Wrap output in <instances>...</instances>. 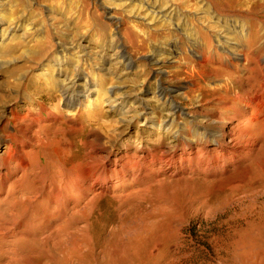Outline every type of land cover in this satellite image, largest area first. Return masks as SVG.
I'll use <instances>...</instances> for the list:
<instances>
[{
    "label": "rangeland",
    "instance_id": "obj_1",
    "mask_svg": "<svg viewBox=\"0 0 264 264\" xmlns=\"http://www.w3.org/2000/svg\"><path fill=\"white\" fill-rule=\"evenodd\" d=\"M199 1H202L201 6L206 4L204 0H1L0 47L11 44L17 45L19 49L15 55L0 53V83L7 79L10 83L19 80L27 87L13 90L4 86V89H0V95L8 98L13 96L12 101L2 107L0 114V153L3 152V144L7 143L6 135L15 134L14 136L21 138V132L29 130L27 135L32 134L36 139L33 137L29 150L33 149L35 158L40 157L43 167V173L32 176L28 174L23 180L24 184H32L38 190L40 181H46L50 186L46 187L45 193L53 190L54 195L58 191L55 190L56 187L51 186V182L56 181V175L49 173L53 172L52 167L58 169L61 175L65 174L64 171L69 174L68 171L72 167L91 154V157L98 158L102 155L100 157L109 156V159L113 160L116 153H122L137 161L142 149L155 152L167 149L166 145L172 143L173 134L179 130L180 135L185 137L183 133L187 129L192 134L194 129L197 133H202L215 127L213 123L219 117L222 121L216 126L221 127L224 124V117L230 113L227 112V107L233 105L226 99H231L234 96L232 92L238 91L236 84L246 86L248 83H255L257 75L252 72L249 76L240 68V81L227 79L225 71L231 67L226 64L234 63V57L229 53L230 47L226 44L228 36L221 39L223 28L218 29V34L212 31L210 39L221 49L217 50L213 46L207 49L202 30L208 29L216 18L220 26L227 21L242 26L247 19L234 16L216 17L212 11L206 16L202 15L197 9ZM168 7L170 8L167 10ZM105 9H110L111 14L119 20L117 28L109 23L108 10ZM14 27L17 28L13 37H8V30ZM229 30L231 31L227 28V31ZM64 47L74 48L73 51H67V54L59 55L57 52ZM121 50L126 53V61L120 59ZM202 57L206 62H202ZM128 59L132 64L130 70L124 67ZM260 63L262 64L261 59ZM13 69L16 70L15 74L7 78L6 73ZM58 72L62 75L59 78ZM75 75L82 78L79 82L81 86L76 87V90L85 87L88 91L77 109H69L65 107L63 96L57 91L58 84L63 79H70ZM45 80L52 83V86L45 88ZM30 84L33 89L29 88ZM111 89L114 90L113 93L109 92ZM162 89L171 90L167 99H159ZM173 105L182 106L184 113L179 117L174 116L173 126L165 131L163 126L172 119L170 108ZM14 107L20 120L8 121L11 118L10 109ZM2 126L6 127L5 134ZM256 131L259 133L258 128L253 129L255 135ZM180 140L181 144L185 145V140ZM261 142V139H258L256 147L258 149L260 146V151L255 148L253 154L243 163L250 165L249 180L264 177V172L259 167L262 163L260 161L264 159ZM4 172L5 170H2V173ZM14 178H18V174L9 178L11 180L7 182L6 190L7 187H12V192L18 190L13 185ZM57 180L62 181L60 177ZM223 180L225 179L215 182L208 180L206 183L183 181L186 184L172 182L158 186L149 175L134 171L133 177L127 178L123 186L113 178L112 183L108 185L111 186L108 192L96 196L93 207L86 206L88 199L93 198L92 195L87 194L89 198L84 197L79 201V207L86 206L90 208V212L88 218L84 216L78 219L77 223L76 218L71 219L73 222L70 220L69 210L63 212L62 197L56 201L58 212H54L53 197L50 198L51 206L46 204L47 201L40 200L43 199L42 196L34 201L17 200L14 206L5 202L6 194H3V198L0 196V200H4L0 204V213L4 216L6 224H12L8 225V229L16 226L0 245V264H40L41 256L45 253L43 249H46L42 243L54 235L61 221L69 220V226L72 222V225L84 228L80 241H73L75 238H72L71 234L65 238L66 251L69 259L75 261L73 263L94 264L90 252L112 259L119 256L124 248L123 239L118 232L110 233L111 228L119 222L124 221L123 224H127L133 220L136 211L130 209L137 205L136 201L135 205L132 204L133 201L123 205L118 203L119 199L115 197L126 194L121 192L125 190L145 197L142 204L144 207L149 208L154 204L152 202L156 203L163 198L166 201L171 199L169 203L175 210L168 216V220L173 221L172 224L175 223L176 227L173 224L174 228L171 230L165 227L155 228L143 244L144 248L148 249L147 252L152 254L148 256L151 264H264V244L254 245L228 238L230 235H240L243 229H246L245 222H248V218H243L241 210L230 200H222L227 193ZM78 193L81 194L79 191ZM72 195H77V191L70 190L68 199ZM203 195L207 203L203 206L197 205L203 202L198 200L195 203L197 206L194 205L196 208L189 210L190 200L199 199ZM19 196L15 194V197ZM259 199V204L264 203V195ZM43 201L45 204L38 208L36 203ZM129 203L132 204L130 207ZM71 204L68 209L72 207ZM211 205L215 208H208ZM141 211L139 210V214ZM8 213L16 219L12 221ZM57 213L58 216H65L59 220ZM52 216L56 220H50ZM23 225L28 226L27 230H32L33 234L27 235V240L18 241L16 237H20ZM30 225L34 227L31 228ZM161 234H168V245L165 246L164 242L159 240L163 236ZM48 243L50 244L49 241ZM78 249L82 250V256L76 259ZM255 256L258 259H253ZM113 262L120 264L116 259Z\"/></svg>",
    "mask_w": 264,
    "mask_h": 264
},
{
    "label": "bare ground",
    "instance_id": "obj_2",
    "mask_svg": "<svg viewBox=\"0 0 264 264\" xmlns=\"http://www.w3.org/2000/svg\"><path fill=\"white\" fill-rule=\"evenodd\" d=\"M204 1H206V4H203L201 6L202 1L201 2L199 1L198 2L199 7H197V9L201 11L202 15L206 16L209 14V11H212L215 13L216 17L222 18V16H228V17L234 16L237 18L242 17V19L244 18V20L247 19L246 21H244L242 26H238V24L234 22L233 24L229 23L228 21L224 22L223 26H220L221 24L218 23L219 20L216 18V21L213 20L214 21L213 24L210 23L211 26H209L208 29L202 30V33L204 34L203 37L205 38L204 40L205 47L207 49L212 48V46L213 48L216 47L217 50L218 48L221 49L220 46H215L212 43V40L210 39V33L212 31H214L215 33L217 32L218 34L219 33L218 29L223 28L224 34L220 33L221 35H223L221 39L224 37L226 38V36H228L227 37L228 42L226 44L228 47H230L231 52L229 53L234 57L233 60L235 64L231 62H229L230 65L226 64V66L231 67V69H228L225 71V76L227 77V79L233 78L234 80L240 81L241 80L240 70H239L240 68L241 69L243 68V70L246 71L247 75L249 76L252 72L256 73L257 75L255 83H248L246 86L241 85V83L236 84L238 91L236 93L232 92V95L234 96L231 99L229 98L226 99V101H229L228 102L229 104L233 103V105L227 107V112L229 111L230 113L226 115V117H224V120H225L224 124L221 127H217L220 124L219 122L222 121V118L219 117L217 118L216 122L213 123L215 127H212L208 129L207 131H203L202 133H197V131L194 129L193 133L191 134L190 131L186 128L187 130L185 129L186 131L183 133L185 137H182L180 135L181 131L179 130V132L177 131L175 134H173L172 143L166 145L167 149L164 148L157 152L142 149V151H140L141 153L137 157L138 159L137 161H133L132 157H128L127 155L125 154L123 155L122 153H121L122 155L120 153H116L113 160H110L109 156L100 157L102 155L98 157L99 159L96 157H91L92 154L90 153L91 154L90 156H85V158L82 160L81 163H78L76 166L72 167L71 170L68 171L69 174H66V171H64L65 174L61 175L62 173L58 171V169L52 167L51 171L53 172H49V171L48 172L50 174L53 173L56 175V177L54 176L56 178V181L53 183L51 182V186L56 187L55 190L58 191L54 193V195H53V192H54L53 190H49L47 193H45L46 187L50 186L49 184H46V181H42V180H41L42 182L40 181L38 190H37V187L32 184L23 183V180L27 178L28 174L32 176L33 174L36 175L38 173L39 174L43 173V167L41 166L42 163L40 162V157L37 156L35 158L34 156L36 155V153H33V149L29 150L31 148L30 147L31 141L34 135L32 134L27 135L29 130H24L23 132H21L23 135L21 138H17L16 136H14L15 134L14 135L8 134L5 136L8 138L7 143L3 144L4 146L3 152L2 154L0 153L1 154L0 156V196L3 194H6V197H4L5 198L4 200H6L5 202L9 204L11 203V205L15 206L16 205L15 202L17 200L19 202L20 200L21 202H26L27 200L34 201V199L41 198L42 196L43 199H40V200L41 201L45 200L47 201L46 204L50 205L51 204L50 198L53 197L55 201L54 202L52 201L53 202L52 204H54L55 207H53L52 210L54 212H58V208H57L58 203L56 201L57 199L62 197L64 201L63 203L61 201L60 204L62 203L61 205L63 206V212H65L66 210H69L71 213V215H69L70 220L73 218H76L77 220L75 221V223H77L78 219L80 220L84 216L88 218V212H90V208L86 206L88 205L91 207L95 201L96 196L105 195L108 192L109 187H111L108 185L112 183L111 181L113 178L120 181L122 183V184L120 183V185L123 186L127 178H129L130 176L133 177L134 171H140L143 175H147V176L149 175L151 179L153 178L154 183H156L155 185H158V186L162 184L164 185V183L169 184L172 182L181 183L183 181H190V182L203 181L206 183L208 180H211V181L213 180L215 182V180L219 181V180L225 179L223 180V183H225V188L224 187L223 188L227 193H226L225 198H223L222 200L223 201L230 200V202L238 206V208L241 210V212L240 211L238 212H240L241 215H243V218L244 216L248 218V222L245 220L246 221L245 223H247L246 229L242 228L244 231H242L240 235H237L236 237L235 235H230L228 238L238 239L240 242H243V243H254V245L264 244V203L259 204L257 202L258 199L261 197V195H264V177H262L259 180H251V179L249 180L248 175L251 174V173L248 174V172H250L249 170L250 165L243 164L244 161L247 160V158L251 154H253V150H255V148L258 145V139H261L262 141L261 150H264V65H262L264 64V16H261V17L257 16L258 14H264V0H204ZM170 7H168L167 10ZM0 8H1V5H0ZM105 10H108L107 18L109 20V23L113 26H116L117 28L118 27L117 24L119 20L111 14L110 9H105ZM16 28L17 27H14L11 30H8L10 31L8 37L10 36L13 37L14 31H16ZM227 28H230L231 31L230 30L227 31ZM73 48L74 47H68V48L64 47V48H61L57 53L59 55H62L66 53L67 51H73ZM17 49H19L17 48V45L10 44L8 46H5L4 48L2 47L0 50V53L2 52L5 55H12V54L15 55L17 52ZM120 59L122 60L126 59V53L123 50H121L120 52ZM260 59L262 61V64L260 63ZM129 61L130 60L128 59V61L124 65L126 70H130L132 68V64ZM202 62H206L204 57H202ZM102 70H105V69H102ZM15 71L16 70L13 69L7 72L6 77L7 78L12 77L15 74ZM61 76L62 75L60 74V72H58L57 78ZM7 80H5V82L3 83H0V89H2L4 86H8L9 88L13 90L27 87V85L23 81L16 80L10 83ZM80 80H82L81 76L75 75L73 78L63 79L60 82L61 84L60 83L58 84L59 86H58L57 91L61 93V95L63 96L65 100L64 104L66 108H69V109L76 108L77 109L78 104L81 102V100L85 96V93L88 91V89L85 87H83L82 89L76 90V87L81 86L79 84ZM246 81H248V79ZM43 85L45 88H48L52 86V83L45 80ZM29 88L30 89L32 88L31 84L29 85ZM113 91L114 90L111 89L109 92L113 93ZM170 93H171V90H166V89L160 90L159 99H165V98L167 99ZM12 97L8 98V96L6 97L3 95H0V114L2 113V107L6 105L8 101H12ZM213 108H216V107H213ZM170 109L172 111L170 115L172 119L169 123L167 122L163 126L165 131L170 130V128L173 126L174 116L179 117L180 115L184 113V108L179 105H173ZM9 114L11 118L8 119V121L20 120V116L16 112V107H14L13 109H10ZM255 128H258L259 133H257L256 131L257 135H255V133L253 132V129L255 130ZM2 131L4 132V134L6 133L5 126L4 128L2 126ZM35 131L37 132V130ZM180 138L182 140L183 139L185 140V145L181 144ZM259 148L258 149L256 148V149L260 151ZM257 150L255 153H257ZM256 157H258L257 154H256ZM260 162H262L261 164H259L260 165L259 167H261L260 170L264 172V159H262V161ZM2 170H5V172L2 173ZM149 171H151L150 174H149ZM234 172H236V174H233ZM17 174H18V178L16 179L14 178L15 180H14L13 185L16 188H18V190L15 192H12L14 190L12 189V187H7V190H6V184L9 180H11L9 178H12L16 176ZM59 177L60 179H62V181L57 180ZM64 177H65V181H64ZM66 181H67V184H66ZM144 182H147V181H144ZM70 190L71 191L76 190L77 195H72L70 196V199H68L67 194ZM78 191L81 192L80 195ZM96 191L98 192L96 193ZM128 191L127 190L121 191V192H126V194L124 193L120 196H116L115 198L118 197L119 199L118 203L122 205L130 201L131 202L133 201L132 204H134V201H136L137 205L130 209V211L132 210L136 211L134 215V219L129 221V223L127 224H123L124 221L119 222L115 225V227H112L110 231V233L118 232L120 234V237L123 239L124 248L122 249L120 255L115 256V258L113 259L110 258L109 256H104V255L102 257H99L95 255L93 252H90L93 255L92 262H94V264H114L113 261L115 259L118 260L120 264H122V261L124 262V264H151L152 261L148 260L149 258L148 256L151 254V252H147L148 249L146 250V248H144L143 246V244L148 240V235H150V232H152L157 227H161V228L165 227L169 230L174 228L173 224L175 223L172 224L173 221L168 220V216L170 217V214L175 211L174 208L172 207V204L169 203V200L171 199L166 201L165 199L163 200L162 198L161 200H158L156 203L152 202L154 204L151 205V207L147 208L142 205L144 199H146L145 197L142 196L143 197L142 199V197H139L141 195L135 192L129 193ZM16 193L17 195H20V196L15 197ZM146 193L148 192L146 191ZM87 194L88 196L92 195L93 198L88 199L89 201H87V204L85 207L83 206L84 208H80L78 205L79 201H81L84 197L86 199L89 198L88 196H86ZM135 194L137 195V197ZM203 196L199 197V199L197 198V199L190 200V207H188L189 210H194L196 208L194 207V205H196L195 203L198 200L199 201L203 200V202L202 203L197 202L198 203L197 205L199 204H201V206L205 205L207 203V200H206V197L204 196L205 198H203ZM1 198L3 197L1 196ZM3 201L0 200V204ZM70 203H72L71 204L72 207L68 209V205ZM36 204L38 205V208H39L45 203L43 201L42 203H36ZM228 204L230 203L228 202ZM129 205L130 203L128 204V206ZM212 205L208 208L211 209ZM139 210H142L141 214H139ZM64 216L65 215L63 214L58 216V213H57L56 217L59 218L60 220ZM8 217L12 221L13 219H16V217L9 215V213H8ZM176 218L177 217H175V219ZM50 220H56V218L52 216ZM69 221H64V222L61 221V224L58 225L57 230L54 232V235L52 234L53 235V236L51 235L52 237L46 238L45 242L43 243L42 241L40 242L42 243L43 246L46 247V249H43L45 253H43V257L41 256L40 264H77V262L73 263L74 260L69 259V255L67 254L68 252L66 251L67 241L65 238L70 236L71 234V237L75 238L73 241H76V242L80 241L81 237L83 236L82 231L84 228H78L72 225V222H73L72 220H71L72 221L71 225L69 226ZM179 224L181 223L179 222ZM8 225H12V224H6L4 220V216H2V214L0 213V245L6 240L7 236L9 237V234L14 231V228L16 226L14 225L12 229H8L7 228L9 227ZM29 227L33 228L34 226L30 225ZM175 227H176V224H175ZM21 229H20L21 230L20 237L18 238L16 237L18 241L27 240L26 236L27 235L31 236V234H33L32 230L31 231L27 230L28 226L25 227L23 225V228ZM43 232H41V236ZM167 236L168 234L166 236L163 235L159 239L161 243L164 242L165 246L168 245L170 241L168 239L169 236L168 237ZM182 239L184 240V238ZM182 239H180V241ZM48 241L50 242V244L48 243ZM175 241L173 242L175 243ZM11 251L12 250L10 249V252ZM149 251L151 250L149 249ZM12 252L11 254H13ZM74 256L73 258H75ZM81 256H82V250L78 249L76 259H78V257H81ZM253 259H258V258L255 256ZM167 260L169 261L170 259H167Z\"/></svg>",
    "mask_w": 264,
    "mask_h": 264
}]
</instances>
